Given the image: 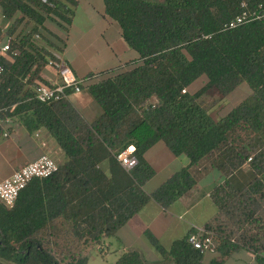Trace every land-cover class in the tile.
<instances>
[{
	"label": "trees",
	"instance_id": "1",
	"mask_svg": "<svg viewBox=\"0 0 264 264\" xmlns=\"http://www.w3.org/2000/svg\"><path fill=\"white\" fill-rule=\"evenodd\" d=\"M37 1L66 23L77 4ZM242 1L104 0L106 13L119 23L124 40L139 57L122 71L101 72L104 76L88 85L103 110L92 123L84 121L69 99L44 103L35 98L32 82L49 84L38 74L47 54L29 45L25 36L12 37L10 58H0V115L12 116L31 132L46 128L66 161L52 177L33 180L13 208L0 200V264H87L90 253L84 254V246L93 244L104 252L106 238L150 198L168 207L210 166L220 168L225 178L213 194L219 212L205 225L219 237V251L226 254L243 245L257 251L264 245V18L223 30L243 11ZM245 1L249 6L264 3ZM21 2L16 0L14 7L23 9ZM201 79L202 85L191 90ZM243 83L251 94L215 119L212 107ZM213 93L218 97L210 98ZM11 127H0V133ZM160 140L190 162L148 194L144 186L155 169L145 153ZM131 145L138 163L127 171L117 156ZM251 153L250 179L234 186ZM62 175L70 183L69 196L58 180ZM42 186L44 190L29 197ZM57 193L70 203L75 199L69 218L76 235L28 236L29 216ZM150 238L163 257L176 264H200L203 259L189 236L176 240L169 250ZM79 245L80 252L75 249ZM115 264L148 263L139 251H128Z\"/></svg>",
	"mask_w": 264,
	"mask_h": 264
},
{
	"label": "crops",
	"instance_id": "2",
	"mask_svg": "<svg viewBox=\"0 0 264 264\" xmlns=\"http://www.w3.org/2000/svg\"><path fill=\"white\" fill-rule=\"evenodd\" d=\"M15 1L0 0V39L6 41L8 38L25 36L29 45L37 46L46 52L47 59H64L79 79L84 81L81 91H73L69 95V101L84 121L92 123L97 120L103 110L90 93L88 85L103 77L101 72L122 71L128 62L139 57L138 52L124 40L119 23L106 13L104 0H77V4L72 5L73 15L70 23L50 15L37 0H23L20 3L23 9L15 8ZM2 58L9 59V53H4ZM38 68L40 78L48 82L58 79L57 70L49 65L47 60L41 62ZM201 80V83L196 82L191 90L199 88L204 81ZM250 94L251 88L247 83H243L214 106L217 116L214 118L219 120L226 116ZM43 153L50 154L59 165L66 161L65 152L46 128L31 132L17 120L12 124L8 136L0 133V181L11 176L26 163L38 159ZM145 157L155 169L154 175L144 186L148 194H152L190 162L187 156L174 155L163 140L154 144L145 153ZM246 166L248 165H244L242 169L245 170ZM61 170L64 174L66 168ZM242 175L244 179L239 175L234 186H243L246 180L250 179L249 172ZM66 179L62 175L58 180L62 187L64 186L62 189L65 195L69 196L70 183ZM224 179L220 168L210 166L199 172L195 185L168 207L150 198L114 235L106 238L107 250L115 255L111 264H115L128 251H139L148 264H171L169 258L165 259L152 243L150 236L169 250L176 240L205 229V225L219 212L218 202L213 194ZM47 186L51 188L52 184ZM44 189V186L34 188L29 197ZM63 198L57 193L56 197L44 199L50 200L49 203H44L28 218V236L76 235L73 221L69 218V205H74L75 199L70 203L69 198ZM65 204L67 208L64 210ZM90 257L92 256L89 255L87 264H90ZM200 264H264V245L257 251L244 245L226 254L219 249L207 251Z\"/></svg>",
	"mask_w": 264,
	"mask_h": 264
},
{
	"label": "built area",
	"instance_id": "3",
	"mask_svg": "<svg viewBox=\"0 0 264 264\" xmlns=\"http://www.w3.org/2000/svg\"><path fill=\"white\" fill-rule=\"evenodd\" d=\"M243 11L234 19L224 25L223 30L237 28L240 25L251 21L261 20L264 18V3L260 2L255 6H249L243 0ZM1 9V5H0ZM12 38L6 41L0 39V58L4 53L11 51ZM47 63L53 66L58 72V79L50 81L49 84L37 82L34 80L32 86L35 92V98L44 102L51 103L69 98V90L74 92L81 91V86L84 83L82 79L76 75L74 70L62 58L48 57ZM4 71L3 65L0 63V73ZM30 76H28L29 78ZM183 92H186L184 90ZM156 103V98L153 99ZM15 107V105H14ZM0 113L3 111H1ZM12 110V109H11ZM13 117H3L0 115V127H8L13 124ZM10 131H3L4 136H8ZM135 147L133 145L127 147L124 151L118 154V159L122 166L127 170H132L138 163V159L134 155ZM255 153H251L244 165H249ZM59 169L58 162L48 153H43L38 159L26 163L14 173L0 181V200L8 207L13 208L16 205L18 197L23 189H25L35 179L50 178L57 173ZM189 243L201 253L207 251H216L220 244L219 237L214 232H207L202 229L199 232H194L189 235Z\"/></svg>",
	"mask_w": 264,
	"mask_h": 264
},
{
	"label": "rangeland",
	"instance_id": "4",
	"mask_svg": "<svg viewBox=\"0 0 264 264\" xmlns=\"http://www.w3.org/2000/svg\"><path fill=\"white\" fill-rule=\"evenodd\" d=\"M202 80H200L198 83L200 84ZM218 97L217 93H213L210 98H215ZM209 98H205V101H207ZM211 113L212 115L216 118V109H214V107H212L211 109ZM250 167L246 166L245 170H242L244 173L250 172ZM243 174V173H242ZM240 175V177L242 179H244L243 175ZM93 244H88L87 246H84V254H89L90 253V264H111L113 262L114 256L111 252H109L108 250H105L104 252H98V250L100 249V247L92 246ZM83 247V245H80L77 247H75L76 250H78L80 252L81 248ZM100 251V250H99ZM171 264H176L174 261H172L171 259H169Z\"/></svg>",
	"mask_w": 264,
	"mask_h": 264
}]
</instances>
